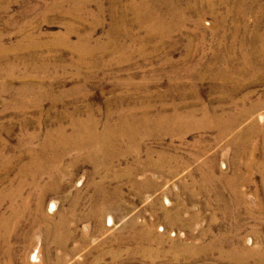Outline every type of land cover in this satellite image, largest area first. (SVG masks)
I'll return each mask as SVG.
<instances>
[{
  "label": "rangeland",
  "instance_id": "rangeland-1",
  "mask_svg": "<svg viewBox=\"0 0 264 264\" xmlns=\"http://www.w3.org/2000/svg\"><path fill=\"white\" fill-rule=\"evenodd\" d=\"M259 101L264 0H0V264H257L261 172L202 112Z\"/></svg>",
  "mask_w": 264,
  "mask_h": 264
},
{
  "label": "bare ground",
  "instance_id": "bare-ground-1",
  "mask_svg": "<svg viewBox=\"0 0 264 264\" xmlns=\"http://www.w3.org/2000/svg\"><path fill=\"white\" fill-rule=\"evenodd\" d=\"M245 103V102H244ZM264 104V101H259L255 104H252L250 106H243L240 110V112L236 115V114H228V115H221L220 113H217L215 111V113L213 114L212 112L209 113V111H203L202 113H204V119L208 121L209 126H214V125H219L220 129H219V135L218 138L223 139L226 138L229 134H232L235 132L233 138L230 140L231 145L233 146L234 150H235V155H236V160L235 162L233 161L232 165L234 164V169L237 173V175L235 176H229L226 175V179H227V184L229 187H231L232 189H235V191L237 192L238 196V189L239 186H241L244 183H251L254 179V173L256 171H260L261 172V182L262 187H263V191H264V124H262L261 122H259L256 118L257 117H252V114L256 111L257 108H259L261 105ZM205 110V109H204ZM197 112V111H196ZM174 113V112H173ZM172 113V115H173ZM184 114V113H183ZM143 115V114H142ZM194 115L196 116V114L194 112L191 111V113H189L188 115L186 114V116H175L174 117V121L178 122L179 125L184 124L186 119H191L194 117ZM129 116V115H128ZM144 116V115H143ZM168 117V116H167ZM132 118V117H131ZM164 118V117H163ZM250 118V121L247 122L246 126H244L243 128H239V125L242 124L243 122L245 123V121ZM121 119V118H120ZM138 119V118H137ZM141 119V118H140ZM168 119V118H167ZM167 119H163V120H167ZM200 119V118H199ZM203 119V120H204ZM261 119H264V114L261 116ZM91 120V119H90ZM171 119H169L168 121H170ZM193 120V119H192ZM126 121V120H125ZM135 121V120H133ZM167 121V122H168ZM173 121V122H174ZM190 121V120H189ZM195 121V120H194ZM78 122V119H77ZM99 122V121H97ZM128 122V121H127ZM138 122V121H137ZM165 122V121H164ZM188 122V121H187ZM200 122V121H199ZM206 122V121H205ZM82 123V122H81ZM87 123V122H86ZM93 123L94 125H96L95 119H93ZM107 123V122H106ZM170 123V122H169ZM90 124V123H89ZM119 124V123H118ZM167 124V123H166ZM174 124V123H173ZM197 124V123H196ZM195 124V125H196ZM199 124V123H198ZM78 125V123H77ZM88 125V123H87ZM108 125V124H107ZM120 125V124H119ZM126 125V124H125ZM124 125V126H125ZM161 125V124H160ZM170 125V124H169ZM201 125V124H200ZM92 127V124L90 125ZM203 126V125H202ZM75 127V126H74ZM105 127V126H104ZM115 127V126H114ZM167 127V126H166ZM205 127V126H204ZM203 127V128H204ZM93 128V127H92ZM116 128V127H115ZM139 128V127H138ZM172 128V127H171ZM181 128V126H180ZM219 128V127H218ZM64 129V128H63ZM66 129V128H65ZM173 129V128H172ZM185 129V127H184ZM189 129V128H188ZM202 129V128H201ZM62 130V129H61ZM75 130V129H74ZM73 130V131H74ZM83 130V129H82ZM137 130V129H135ZM186 130V129H185ZM76 131V130H75ZM102 131V130H101ZM105 131V130H104ZM120 131V130H119ZM176 131V130H175ZM79 132V131H78ZM110 132V131H109ZM129 132V131H128ZM81 133V132H80ZM96 133V132H95ZM133 133V132H132ZM131 133V136H132ZM53 134V133H52ZM50 134V135H52ZM57 134V133H56ZM60 134V133H59ZM69 134V133H68ZM75 134V133H74ZM102 134V133H101ZM121 134V133H119ZM54 135V134H53ZM67 135V133H66ZM124 135V134H123ZM138 135V134H137ZM100 136V135H99ZM104 136V135H103ZM111 136V134H110ZM116 136V135H115ZM52 137V136H51ZM65 137V136H64ZM67 137V136H66ZM75 137V136H74ZM94 137V136H93ZM98 137V136H97ZM49 138V137H48ZM69 138V137H68ZM112 138V137H111ZM121 138V137H120ZM54 139V138H53ZM105 139V138H104ZM125 139V138H124ZM59 141V140H58ZM63 141V140H62ZM65 141V140H64ZM76 142V141H75ZM95 142V141H94ZM67 143V140H66ZM72 143V142H71ZM80 143V142H79ZM119 143V142H118ZM47 144V143H46ZM45 144V145H46ZM54 144V143H53ZM65 144V143H64ZM68 144V143H67ZM120 144V143H119ZM51 145V144H50ZM55 145V144H54ZM77 145V144H76ZM99 145V144H97ZM110 145V144H108ZM75 147V146H74ZM73 147V148H74ZM104 147V146H103ZM68 149V148H67ZM51 150V149H50ZM60 150V149H59ZM78 150V149H77ZM55 151V150H53ZM61 151V150H60ZM93 151V150H92ZM67 152V151H66ZM65 152V153H66ZM90 152V151H89ZM105 152V151H103ZM117 153V152H115ZM260 153H263L262 157H263V161L259 162L257 155H259ZM54 154V153H53ZM96 154V153H95ZM94 154V155H95ZM129 154V153H128ZM98 155V154H97ZM234 155V156H235ZM51 156V155H50ZM65 156V155H64ZM99 156V155H98ZM27 157V156H26ZM36 157V156H35ZM58 157V156H56ZM110 157V156H109ZM151 157V156H150ZM55 158V156H54ZM64 158V157H62ZM108 158V157H106ZM140 158V157H139ZM53 159V158H52ZM96 159V158H95ZM111 159V158H108ZM116 159V158H115ZM136 159V158H135ZM235 159V158H234ZM44 160V159H43ZM42 160V161H43ZM54 160V159H53ZM63 160V159H62ZM61 160V161H62ZM80 160V159H79ZM91 160V159H90ZM94 160V159H93ZM138 160V159H137ZM46 161V160H45ZM107 161V159L105 160ZM122 162V161H121ZM53 163V162H52ZM56 163V162H55ZM62 163V162H61ZM132 162V165L133 166ZM46 164V163H45ZM114 164V163H113ZM145 165V163H143ZM140 165V164H139ZM150 165V164H149ZM155 165V164H154ZM59 166V165H58ZM138 166V165H137ZM117 167V166H116ZM128 168V167H127ZM132 168V167H131ZM58 169V168H57ZM65 169V168H64ZM112 169V168H110ZM120 169V168H119ZM125 169V168H124ZM143 169V167H142ZM141 169V170H142ZM52 170V169H51ZM129 170V169H128ZM150 170V169H149ZM58 171V170H57ZM95 171V170H94ZM111 171V170H110ZM121 171H123L121 169ZM136 172V171H135ZM101 173V172H100ZM143 173V172H142ZM60 175V174H59ZM120 175V173H119ZM31 176V175H30ZM51 177V176H50ZM55 177V176H54ZM128 177V176H127ZM110 178V177H109ZM119 179V178H118ZM54 180V179H53ZM58 180V179H57ZM111 180V179H110ZM133 180V179H132ZM135 180V179H134ZM133 180V181H134ZM52 181V180H51ZM52 186V185H51ZM56 186V185H55ZM104 186V185H103ZM259 186V185H258ZM24 188V187H23ZM17 190V188H15ZM55 189V188H54ZM258 190V189H257ZM259 192V191H258ZM11 193V192H10ZM14 193V192H13ZM241 195H243V192H241ZM7 194V193H6ZM20 194V193H19ZM236 194V195H237ZM117 195V193H116ZM111 196V195H110ZM109 196V197H110ZM122 196V195H121ZM19 197V195H18ZM108 197V198H109ZM120 197V196H119ZM259 197V196H257ZM241 198V197H240ZM247 198V197H246ZM12 199V198H11ZM113 199V198H112ZM117 199V198H116ZM115 201V200H114ZM113 201V202H114ZM117 201V200H116ZM119 201V200H118ZM237 201V200H236ZM262 201V200H261ZM112 203V202H111ZM116 203V202H115ZM259 204V203H258ZM19 206V205H18ZM113 206V205H112ZM24 207V206H23ZM109 207V206H108ZM261 207V206H260ZM107 207L104 208H100L99 211H97V213L102 214L103 212L106 211ZM263 208V207H262ZM98 209V208H97ZM13 210V209H12ZM19 210V208H18ZM15 211V210H14ZM92 211V210H91ZM94 211V210H93ZM23 212V211H22ZM28 212V211H27ZM18 215V214H17ZM86 215V214H85ZM83 215V216H85ZM75 216V215H74ZM90 216V215H89ZM97 216V215H96ZM79 217V216H78ZM82 217V216H81ZM13 218V214L11 217H6V218H2V222H6L10 219ZM66 218V217H65ZM18 219V218H17ZM69 219V218H68ZM20 220V219H19ZM65 221V220H64ZM1 222V221H0ZM66 223V222H65ZM61 224V223H60ZM64 228V227H63ZM61 229V228H60ZM70 229V228H69ZM58 230V229H57ZM56 230V231H57ZM66 230V229H65ZM64 230V231H65ZM68 230V228H67ZM66 230V231H67ZM72 230V229H71ZM63 231V229H62ZM58 232V231H57ZM73 232L66 233L65 232V236H64V240L62 242L61 247H66L67 248V244L69 239H71L73 237L74 234H72ZM61 234V233H60ZM228 234V233H227ZM57 235V234H56ZM145 235V234H144ZM239 235V234H238ZM61 236V235H60ZM241 236V235H240ZM59 237V236H58ZM225 237V236H224ZM59 239V238H58ZM229 239V238H228ZM57 240V239H56ZM234 240V239H233ZM232 240V241H233ZM223 241V240H222ZM231 241V240H230ZM219 242V241H218ZM217 240H212V242H210V245L212 247V249H220L223 250L224 252H228L227 248L225 249L223 246H221V243L224 242H219L218 243ZM236 244H232V246L230 247L231 250H233V252H236L238 255H240V257H242L244 259V261L248 260L250 257H257L258 263L259 264H264V237H262L259 240V245L254 246V247H247V244L243 243V239L242 238H237L235 240ZM242 242V244H240ZM60 243V242H59ZM227 243V242H226ZM223 245V244H222ZM209 246V245H208ZM190 248V246H189ZM194 248H198V246H195ZM195 250V249H194ZM72 252L74 253L75 250L73 249ZM230 253V252H228ZM8 255H11V252L8 253ZM233 256V255H232ZM241 259V258H240ZM256 262V261H255ZM247 263V262H246ZM257 263V264H258ZM9 264H12V261L9 260Z\"/></svg>",
  "mask_w": 264,
  "mask_h": 264
}]
</instances>
